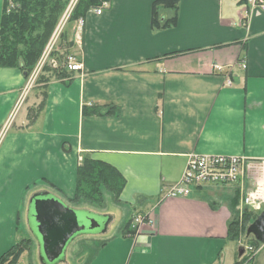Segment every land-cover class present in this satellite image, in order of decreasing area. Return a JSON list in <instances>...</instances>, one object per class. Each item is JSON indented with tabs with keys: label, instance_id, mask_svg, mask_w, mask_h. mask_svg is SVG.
<instances>
[{
	"label": "crops",
	"instance_id": "obj_1",
	"mask_svg": "<svg viewBox=\"0 0 264 264\" xmlns=\"http://www.w3.org/2000/svg\"><path fill=\"white\" fill-rule=\"evenodd\" d=\"M109 1L80 16L81 28L80 17L65 27L82 68L69 81L51 79L32 117L44 97L35 87L4 136L27 78L0 66V255L18 239L22 201L51 191L72 204L77 167L90 155L116 166L122 197H147L151 216L134 234L106 238L96 264H222L233 242L231 193L209 183L188 195L166 190L191 151L243 155L251 171L264 161V9L253 0H178L160 10L162 20L177 10L176 24L156 28V0Z\"/></svg>",
	"mask_w": 264,
	"mask_h": 264
},
{
	"label": "trees",
	"instance_id": "obj_2",
	"mask_svg": "<svg viewBox=\"0 0 264 264\" xmlns=\"http://www.w3.org/2000/svg\"><path fill=\"white\" fill-rule=\"evenodd\" d=\"M70 0H5L4 8L0 21V66L19 67L27 78L40 59L45 46L56 29ZM104 0H79L72 11L68 22L75 20L91 8L101 4ZM178 0H156L154 3L153 25L156 28H166L176 24L177 10L169 18L161 19L163 8H176ZM40 23V31L33 35L36 24ZM66 28L62 30L58 38V46L67 45V49L61 50L60 47H54L50 56L58 61L54 65L48 60L40 72L36 86L43 90L44 97L37 108L30 110V115L36 117L45 106L47 100V84L51 79L59 78L69 81L72 71L65 64L66 57L71 54L70 47L72 41L68 40ZM71 52V53H69ZM242 60L241 58L239 59ZM126 185V178L123 173L112 163L85 155L77 167L76 190L73 197L69 199L70 205L77 208H88L90 205H105L106 196L110 195L117 204L123 203L121 193ZM34 193V195H36ZM147 197H138L134 205H144ZM241 193L237 188L236 193L232 196L231 209L232 218L229 221L228 237L236 240L242 236V231L238 227L241 220L238 219V212L241 211L246 220L254 221L259 212L245 210L240 207ZM88 204V205H87ZM87 205L88 207H78ZM138 212L148 213L146 210L137 209ZM96 212V211H94ZM101 213V212H99ZM105 216H111L109 213H101ZM131 219H128L123 226L124 235L136 233V229L131 228ZM127 230V231H126ZM91 234V233H88ZM81 235V234H80ZM79 236V235H78ZM77 236V237H78ZM76 238V237H75ZM26 237L18 238L7 250L0 255V264H18L24 247ZM30 240V239H29ZM253 240L259 244L263 241L253 235ZM251 240L250 242H252ZM101 247L108 242L107 239L101 240ZM254 243V242H252ZM257 244V245H259ZM243 254L240 255L243 256ZM241 260L235 261L234 264H241Z\"/></svg>",
	"mask_w": 264,
	"mask_h": 264
},
{
	"label": "rangeland",
	"instance_id": "obj_3",
	"mask_svg": "<svg viewBox=\"0 0 264 264\" xmlns=\"http://www.w3.org/2000/svg\"><path fill=\"white\" fill-rule=\"evenodd\" d=\"M76 6V5H75ZM68 21L66 22L65 26H67ZM36 28L33 31V35L38 34L37 31H40V23L35 25ZM50 40V39H49ZM58 40V39H57ZM49 42V41H48ZM48 42L45 46V49L38 60L37 64L40 62L42 59L46 47L48 45ZM57 42V41H56ZM54 48V46H53ZM52 51V50H51ZM34 70V69H33ZM31 71V73L33 72ZM42 71V70H41ZM30 73V75H31ZM29 77H27V81L29 84V89L25 91L24 98H22V90L19 94L18 100L16 102V105L14 107V110L12 109V112L10 114V117L8 121L4 124L3 130H2V136L6 133L8 129H10L12 123L15 121V117L17 116V113L20 112V109L24 107L26 101L31 97V95L34 93L35 94V86L36 83L33 84L31 80H29ZM1 136V137H2ZM0 137V138H1ZM248 182V186H249ZM241 184L238 181L229 183L227 185H221L220 191H226V193H231V196L236 193L237 188H239ZM124 190V189H123ZM51 192V191H50ZM123 192V191H122ZM27 194V193H26ZM50 194H55L54 192H51ZM57 195V194H55ZM59 196V195H57ZM34 193L31 195L30 198L26 197L24 201L20 204L18 210H19V215L17 216V221H23L20 223V227L18 229L20 230L18 238L20 237H26L28 240L25 241L24 247L26 249L22 252L20 259L18 261V264H43L41 257H40V251H39V240L36 236V232H33L30 228L28 227V224L26 221L31 220V213L33 215L34 212ZM62 198V197H61ZM63 199V198H62ZM123 203L117 204L113 201V198L108 195L106 196V201L105 205H90V209L93 211L89 210L88 208H83L87 210L92 217H95V219L101 224L99 229H95L96 231L92 232L91 234H86L82 233L78 237L74 238L69 244L68 248L66 251V257L64 260L58 262V264H96L95 259L97 258V255L99 254L100 248H101V240H104V238H109L110 236L122 232L124 233L123 226L124 223L128 220L131 219V228L135 229L136 227L134 226L135 218L137 217V214H143L147 215L149 218V221H151V216L150 213H143L138 212L139 210H134V205L133 203H128L123 197L121 193V199ZM130 202V201H129ZM88 205V204H87ZM145 206L144 205H136V209H143ZM240 207L244 211L245 208L242 207V201L240 199ZM248 211V209H245ZM96 211V212H94ZM109 213L112 215L111 221L108 223V226L105 230H102V225L105 222L104 217L101 213ZM137 212V213H136ZM261 210L259 211V213ZM97 213V214H95ZM258 213V214H259ZM238 219L240 218L241 220L237 224L240 231H242V236L239 237L236 240H233L232 244H229L228 247L225 248L223 252V257L221 260L222 264H233L235 261H242L241 264H264V242L256 243L253 240V233L248 232L247 228L250 225L252 221H249V219L246 220L245 216L243 217V214L241 211L238 213ZM33 219V216H32ZM81 221H85L87 225H90V219L86 218L85 215L81 217ZM33 223L34 219H33ZM36 225V224H35ZM127 231V230H126ZM30 239V240H29ZM17 240V239H16ZM15 240V241H16ZM110 240V239H107ZM253 240L252 242H250ZM14 241V242H15ZM259 244V245H257ZM244 245L245 247V254L240 257L239 252H240V246ZM249 245H252L251 247ZM247 248V249H246ZM95 261V262H94ZM99 264V263H98ZM219 264V263H218Z\"/></svg>",
	"mask_w": 264,
	"mask_h": 264
},
{
	"label": "built area",
	"instance_id": "obj_4",
	"mask_svg": "<svg viewBox=\"0 0 264 264\" xmlns=\"http://www.w3.org/2000/svg\"><path fill=\"white\" fill-rule=\"evenodd\" d=\"M79 0H70L56 29L54 30L45 53L38 64L34 67L33 72L29 75V80L36 83V80L44 66L50 60L52 64H58V61L50 56L54 44L59 38L60 33L64 29L72 11ZM255 6L264 9V0H253ZM110 1L104 0L101 4L95 6L97 12L101 13L106 8H109ZM84 23L83 17H80L78 27L81 28ZM78 38L80 33H77ZM66 66L70 70H79L82 68V63L74 54H69L65 61ZM216 69L221 70L223 65L216 64ZM231 80V79H230ZM230 82V81H229ZM28 81L26 80L21 92L24 98L25 91L29 89ZM238 181L241 193L242 207L250 211L259 212L264 208V161L259 163L255 171H251V165L245 156L239 154H216V153H201L191 151L188 154L187 165L181 179L178 182L167 186V196L188 195L195 187L204 184L227 185ZM248 182L250 183L248 186ZM134 226L136 232L139 231L142 224L149 222L147 215L137 214ZM250 247L252 245H249ZM247 249V248H246Z\"/></svg>",
	"mask_w": 264,
	"mask_h": 264
},
{
	"label": "water",
	"instance_id": "obj_5",
	"mask_svg": "<svg viewBox=\"0 0 264 264\" xmlns=\"http://www.w3.org/2000/svg\"><path fill=\"white\" fill-rule=\"evenodd\" d=\"M50 191L34 195V212L31 213L29 226L39 240L40 257L43 264H57L66 257L68 244L82 233H91L99 229L101 224L83 209L68 204L64 199ZM97 214V213H95ZM85 215L90 219V225L81 221ZM35 224L33 223V219ZM102 230H105L112 216H105ZM94 230V231H93ZM259 240L264 242V208L247 228ZM240 255L245 252L244 245L240 246Z\"/></svg>",
	"mask_w": 264,
	"mask_h": 264
},
{
	"label": "flooded vegetation",
	"instance_id": "obj_6",
	"mask_svg": "<svg viewBox=\"0 0 264 264\" xmlns=\"http://www.w3.org/2000/svg\"><path fill=\"white\" fill-rule=\"evenodd\" d=\"M42 192H44V191H39V192H37V193H42ZM58 264V263H57Z\"/></svg>",
	"mask_w": 264,
	"mask_h": 264
}]
</instances>
